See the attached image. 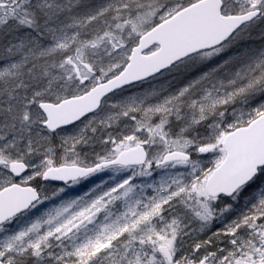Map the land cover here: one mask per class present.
Listing matches in <instances>:
<instances>
[{"label": "snow or ice", "instance_id": "6c2138e0", "mask_svg": "<svg viewBox=\"0 0 264 264\" xmlns=\"http://www.w3.org/2000/svg\"><path fill=\"white\" fill-rule=\"evenodd\" d=\"M0 264H264V0H0Z\"/></svg>", "mask_w": 264, "mask_h": 264}]
</instances>
